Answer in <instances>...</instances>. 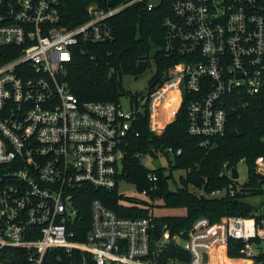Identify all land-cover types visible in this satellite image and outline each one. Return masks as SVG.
Segmentation results:
<instances>
[{
  "label": "built area",
  "instance_id": "2783aa9c",
  "mask_svg": "<svg viewBox=\"0 0 264 264\" xmlns=\"http://www.w3.org/2000/svg\"><path fill=\"white\" fill-rule=\"evenodd\" d=\"M70 1L0 0V250L20 249L30 264H43L58 248L80 251L83 264L86 254L94 264H210L220 250L228 259L264 264L256 260L264 253V154L253 167L261 188L253 197L262 201L252 215L200 217L176 234L165 224L158 235L153 215L125 217L95 197L86 240L73 229L85 217L84 194L127 180L131 138L140 136L147 112L153 120L158 102L178 94L169 124L188 94V131L210 146L225 135L235 98L264 95V0H85V18L75 24ZM164 2L162 50L176 61L164 83L119 101H81L68 81L73 56L115 41V17L130 6L152 11ZM164 151L173 158L182 153L173 146ZM228 164L221 172L230 180L226 187L196 192L241 195L251 167L244 158ZM241 164L248 168L244 182ZM160 179L149 170L141 191L153 202ZM231 240L243 243L241 257L229 256Z\"/></svg>",
  "mask_w": 264,
  "mask_h": 264
},
{
  "label": "trees",
  "instance_id": "16d2710c",
  "mask_svg": "<svg viewBox=\"0 0 264 264\" xmlns=\"http://www.w3.org/2000/svg\"><path fill=\"white\" fill-rule=\"evenodd\" d=\"M85 0H71L67 11L75 14L72 24L85 18ZM169 3L164 2L154 10L149 11L141 4H134L115 17L116 40L100 44L87 54L76 53L68 66V81L71 91L81 101H119L121 96L130 95L132 92L123 88L122 78L125 75L139 76L151 65L152 50L156 51L153 59L157 65L156 74L150 80V88L154 90L161 86L167 78V71L175 60L165 56L162 47L164 45L163 21L168 14ZM82 14V15H80ZM95 55V58H91ZM178 100L175 92L167 101V110L174 101ZM190 97L185 94L184 102L161 135L150 131L149 113L142 118L137 126L139 137L131 138V145L125 160V178L133 182L141 192L148 186L146 175L149 169L145 168L141 160L135 157L139 152H162L165 147L173 146L181 148L182 153L175 156L174 167L187 171L185 177H181L182 187L172 189L171 176L164 175V171L157 169L161 179L159 190L152 194L154 199H162L163 205L170 208H185L183 215L155 216L152 213L153 206L147 202L140 205L132 199L121 194L118 188L103 190L91 188L84 194V219L79 222L80 227L73 228L76 239L85 241L90 228L89 203L92 198L98 197L103 202L125 217L139 218L153 215L157 224L158 235L166 224L172 234L180 233L191 227L192 223L200 218L207 217L211 222L219 221L223 216H249L252 215L256 205L247 198L261 193L257 176L253 172L257 156L264 154V95L246 97L242 100L234 99L235 108L229 111L227 130L224 136L213 139L210 146H202L201 138L192 136L188 131L187 105ZM247 101V104H243ZM167 112V111H166ZM165 113V112H164ZM165 116L164 125L171 118ZM163 119V118H162ZM246 159L251 167L250 180L244 185L240 196L225 195L221 197H207L199 195L191 189H203L211 192L216 188L226 187L229 178L221 175L224 164L234 166L240 159ZM82 211V210H81ZM237 242V243H236ZM235 244V246H234ZM241 241L231 240L229 245L230 257H241ZM171 253L175 252L172 247ZM220 254H223L221 252ZM88 264H94L89 255ZM219 259V261H218ZM257 262L264 263V253L256 257ZM30 264L26 254L20 249L0 250V262L4 264ZM82 253L75 250L72 254L58 248L48 252L43 264H83ZM251 264V261L228 259L224 256L215 257L212 264Z\"/></svg>",
  "mask_w": 264,
  "mask_h": 264
},
{
  "label": "rangeland",
  "instance_id": "374dc122",
  "mask_svg": "<svg viewBox=\"0 0 264 264\" xmlns=\"http://www.w3.org/2000/svg\"><path fill=\"white\" fill-rule=\"evenodd\" d=\"M155 51L156 49L154 48L152 50L151 65L149 69H147L144 73H142L139 76L125 75L122 78V85L125 90L130 91L132 93H144V94L148 93L149 87H150L149 86L150 80L156 74V71H157V65L153 59V55ZM122 99H123L124 104L128 106L129 104H128L127 99L125 97H123ZM167 101L168 100L165 99L161 103L158 102L159 105L157 107V110L154 109L152 112L153 120L150 121L151 117L149 118V126L150 127L152 126L159 135L163 133V131L165 130L168 124V122H166L163 125L161 122V121H165L166 119L164 114L166 115L171 114V111H169V109L167 110L165 109V105ZM140 160H141L142 165L149 170L161 169L164 171L166 176L172 175V177L170 178L172 189H176L178 186L182 187L181 177H185L187 175V171L184 169L175 168L174 158L170 156L169 154H167L165 151L158 153L157 156H153L150 153L144 154L141 156ZM238 169L241 174L240 181L241 182L246 181L248 178L247 166L245 164H241L238 166ZM191 189L193 191H196L195 188L192 186H191ZM118 190L121 194L132 199L134 202H137L140 205H144L146 202L153 205L152 213L155 216L183 215L186 213L185 208H170V207L164 206L162 199H156L153 202L148 196L142 194L137 189V186L133 182H130L127 180H121L118 184ZM247 200L253 203L254 205H259L262 201V198L261 197H250V198H247ZM221 252L222 250L217 252L218 256L223 255V254H220ZM234 264H240V263L234 262Z\"/></svg>",
  "mask_w": 264,
  "mask_h": 264
},
{
  "label": "water",
  "instance_id": "95a60500",
  "mask_svg": "<svg viewBox=\"0 0 264 264\" xmlns=\"http://www.w3.org/2000/svg\"><path fill=\"white\" fill-rule=\"evenodd\" d=\"M233 176H234L235 178L238 177V171H237L236 168H233ZM237 195L240 196V193H238ZM204 258H205V260L208 259L207 254H205ZM4 264H9V261H5Z\"/></svg>",
  "mask_w": 264,
  "mask_h": 264
},
{
  "label": "bare ground",
  "instance_id": "6f19581e",
  "mask_svg": "<svg viewBox=\"0 0 264 264\" xmlns=\"http://www.w3.org/2000/svg\"><path fill=\"white\" fill-rule=\"evenodd\" d=\"M215 257H218V253H217V252L214 254V258H215ZM210 264H212V261H211Z\"/></svg>",
  "mask_w": 264,
  "mask_h": 264
}]
</instances>
